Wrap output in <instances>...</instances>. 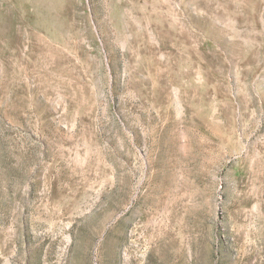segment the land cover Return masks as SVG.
<instances>
[{"label": "rangeland", "instance_id": "rangeland-1", "mask_svg": "<svg viewBox=\"0 0 264 264\" xmlns=\"http://www.w3.org/2000/svg\"><path fill=\"white\" fill-rule=\"evenodd\" d=\"M0 264H264V0H0Z\"/></svg>", "mask_w": 264, "mask_h": 264}]
</instances>
